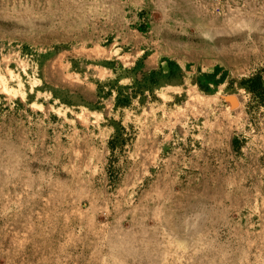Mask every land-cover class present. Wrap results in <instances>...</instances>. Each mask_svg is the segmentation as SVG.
<instances>
[{
  "label": "rangeland",
  "instance_id": "obj_1",
  "mask_svg": "<svg viewBox=\"0 0 264 264\" xmlns=\"http://www.w3.org/2000/svg\"><path fill=\"white\" fill-rule=\"evenodd\" d=\"M200 9L0 0V264H264V0Z\"/></svg>",
  "mask_w": 264,
  "mask_h": 264
},
{
  "label": "built area",
  "instance_id": "obj_2",
  "mask_svg": "<svg viewBox=\"0 0 264 264\" xmlns=\"http://www.w3.org/2000/svg\"><path fill=\"white\" fill-rule=\"evenodd\" d=\"M199 4L201 11L205 14H218L226 6V9L234 10L237 12L246 11L250 6V0H188V3ZM157 10H159L157 8Z\"/></svg>",
  "mask_w": 264,
  "mask_h": 264
},
{
  "label": "trees",
  "instance_id": "obj_3",
  "mask_svg": "<svg viewBox=\"0 0 264 264\" xmlns=\"http://www.w3.org/2000/svg\"><path fill=\"white\" fill-rule=\"evenodd\" d=\"M167 62V65L169 67L168 73H167V79H171L173 80L174 78L179 79L182 78V74H183V70L180 67V65L178 64V62H176L175 60H171V59H165ZM216 74H214V72L212 73H202L201 77H200V86L202 87L203 90L205 91H210V84L211 82H213L212 80H216L214 78ZM212 77L214 79H212ZM212 79V80H211ZM219 80V79H218ZM255 85L257 84V81H255ZM125 100V99H124ZM127 103V101L125 102V104Z\"/></svg>",
  "mask_w": 264,
  "mask_h": 264
},
{
  "label": "crops",
  "instance_id": "obj_4",
  "mask_svg": "<svg viewBox=\"0 0 264 264\" xmlns=\"http://www.w3.org/2000/svg\"><path fill=\"white\" fill-rule=\"evenodd\" d=\"M153 31H154V29H153ZM156 33H157V31H156ZM156 37L159 38V34ZM147 57H148V61H149V59H151L153 57H157V52H154V53H152L151 55H149ZM74 95H76V97H80L81 101L84 102V103H89L90 105H97V102H98L97 97L95 99H93V96H87V95L83 94V92L82 93L81 92L80 93L79 92H74ZM80 107L81 108H83V107L87 108L84 105H81ZM109 108H110L109 105L106 103V104H104V107L102 108V110L104 112H106V111H108Z\"/></svg>",
  "mask_w": 264,
  "mask_h": 264
},
{
  "label": "bare ground",
  "instance_id": "obj_5",
  "mask_svg": "<svg viewBox=\"0 0 264 264\" xmlns=\"http://www.w3.org/2000/svg\"><path fill=\"white\" fill-rule=\"evenodd\" d=\"M256 14V13H255ZM239 19V18H238Z\"/></svg>",
  "mask_w": 264,
  "mask_h": 264
}]
</instances>
